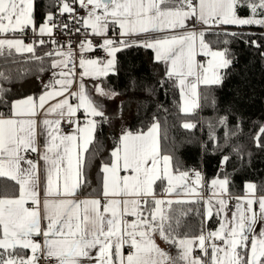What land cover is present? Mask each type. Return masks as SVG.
I'll list each match as a JSON object with an SVG mask.
<instances>
[{
	"label": "snow or ice",
	"instance_id": "snow-or-ice-1",
	"mask_svg": "<svg viewBox=\"0 0 264 264\" xmlns=\"http://www.w3.org/2000/svg\"><path fill=\"white\" fill-rule=\"evenodd\" d=\"M77 3L85 11L82 17L72 6ZM56 6L60 15L68 13L81 25L74 29L76 33L83 28L101 42L81 41L78 64L70 44L67 52L58 50L56 55L62 59L52 66L61 69L60 78L52 90L38 99L15 100L8 114L0 113V177L16 186L11 194L5 190L0 195V264H40L41 258L50 259L51 264H264V195L257 196V186L248 183L243 197H233L225 177L213 180L212 195L203 197L201 173L180 171L179 166L174 169L172 156L162 154L158 124L146 133L122 135L109 162L101 165L100 189L82 196L90 185L86 169L95 139L94 118L102 116L103 109L87 93L82 80L78 90L71 91L77 66L83 69L81 78L104 77L114 70L117 52L142 46L154 50L156 60L169 65L167 75L178 81L181 91V110L189 114L199 107V87L220 84L219 70L231 64L226 49H211L204 39L206 32L221 25L264 27V18H258L264 17V0H60ZM239 7H247L250 15L239 16ZM189 20L206 27L190 31ZM53 21L50 12L37 27L34 0H0V37H4L0 38V55L5 49L9 55L13 49L35 55L33 43L7 38V34L31 29L41 37L51 36L58 27ZM110 26L113 32L119 28L121 39L109 37ZM177 29L184 31L176 33ZM136 36L143 39H130ZM96 48L103 49L109 59L83 57L84 51ZM197 55L211 57L207 66L197 61ZM96 92L114 95L102 87ZM69 96L78 103H71ZM80 110L85 116L83 125L74 119ZM65 123L73 126L70 132L63 130ZM183 127L195 125L186 122ZM227 159L224 157L225 162ZM201 199L205 212L199 233L181 235L186 213L181 210L177 215L173 204L199 203ZM230 199L237 201L234 210L228 206ZM214 216L217 228L205 230L204 221ZM157 237L174 245L177 256L162 249ZM23 250L31 255H24Z\"/></svg>",
	"mask_w": 264,
	"mask_h": 264
},
{
	"label": "trees",
	"instance_id": "trees-1",
	"mask_svg": "<svg viewBox=\"0 0 264 264\" xmlns=\"http://www.w3.org/2000/svg\"><path fill=\"white\" fill-rule=\"evenodd\" d=\"M55 9L54 0H37V23ZM237 12L245 18L250 15L247 7H239ZM204 39L212 49H226L231 64L221 71L220 84L200 88L199 107L189 114L181 110L177 80L167 75L151 49L133 45L116 53L115 71L103 79L102 85L120 96L122 102L118 112L94 118L95 139L89 148L91 155L86 169L90 185L82 190V196L100 189L101 165L109 162L122 135L147 132L153 124L160 128L162 154L172 156L174 169L179 166L180 171H199L203 193L208 197L211 182L219 177H227L231 195L243 194L248 183L257 186V195H264V28L223 27L207 31ZM39 48L36 56L5 54L0 58V73H3L0 113L8 114L13 101L37 97L46 90L42 80L53 76L54 57L46 55V47ZM186 122L195 127L184 128ZM224 157H228L226 162ZM7 185L12 183L0 180V195ZM172 207L177 215L181 210L186 213L180 234L186 231L190 235L198 234L205 212L204 201ZM217 225L215 216L204 221L205 230H213ZM166 245L167 251L177 256L178 249ZM23 254L27 255V251Z\"/></svg>",
	"mask_w": 264,
	"mask_h": 264
},
{
	"label": "crops",
	"instance_id": "crops-1",
	"mask_svg": "<svg viewBox=\"0 0 264 264\" xmlns=\"http://www.w3.org/2000/svg\"><path fill=\"white\" fill-rule=\"evenodd\" d=\"M54 1H55V0H54ZM36 2H37V0H34V17H35V23H36L37 27H39L40 25H42V24L45 22L46 18H44V21H42L41 23H37V20H36ZM45 17H46V16H45ZM193 19H195V18H193ZM205 27H206V26L202 25V24L199 23L198 21H196L195 23H193V20H189V21H187V29L190 30V31L200 32L201 30H204ZM223 27H225V28H234V27H237V26H233V25H221L219 28H223ZM213 29H217V28H213ZM213 29H211V30H213ZM89 30H90V29H89ZM174 31H175L176 33H179V32H182V31H184V30H182V29H177V30H174ZM165 34H166V33H157L156 35L163 36V35H165ZM167 34H172V33L169 32V33H167ZM108 35H109V37H112V38H114V37H116V36H117V37H120V36H119V28L117 27L116 30H115V32H113V31H112V28H111V26H110V27H109ZM113 36H114V37H113ZM0 38H4V37H0ZM7 38H21V39H23V41H24L25 44H29V43H33V44H34V47H35V55H33V54H31V53L18 54V53L15 52L14 49H13L12 52H11V54H13V55H18V56H30V55H32V56H36V54L39 52V49H40L39 47H40V45H39V44H35L34 42L27 41V40L23 37V35H22L21 32H17V33H15L14 36H13L12 33H9V34H7ZM127 39H129V38H127ZM130 39H133V40H141V39H143V37H142V36H136V37H131ZM197 48H198V44H197ZM149 49H150V48H149ZM151 50H152V49H151ZM152 51L154 52V50H152ZM5 54H8V50H7V49H5L4 55H5ZM4 55H0V58L3 59V56H4ZM154 55H155V52H154ZM53 57H54V59H53V61H52V65H53L54 62H57V61H59V60L62 59V58H60V57H55V56H53ZM84 58H85V59H94L93 57H84ZM210 58H211V57H210ZM196 59H197V61H199V62H203L202 59H205L206 61L204 62V64L207 65L208 58H207L206 56L197 55ZM106 61H107V60H106ZM160 62L164 65V68H165L166 73H167V71H168V69H169V65L166 64L165 62H162V61H160ZM52 68H53V66H52ZM60 71H61L60 68H53V76H52V77H49L48 79H43V80H42L43 85H46V87H47L46 90L42 92V94H44V93L47 92V91L52 90V87H53V85H54V82H55L57 79L60 78L59 75H58V73H59ZM75 71H76V73H77V80H76V83L73 85L71 91H77V90H78V87H77V86H78V84H79V83L81 82V80H82V82H83V84H84V86H85V90L87 91V93H88L89 95H91V96L93 97V99L97 100V101L100 103V105H101V107H102V109H103V115H102V116H107V115H109V113H114V112H118V111H119V106L121 105V102H122V98H121L120 96H118V95H116V94H114V95H110V96H99V95L97 94V92H96L97 87H102V88H103L102 81H103V79H104L106 76H104V77H99V78H92V77H88V76H83V77L81 78V77H80V73L83 72V69H80V68L77 66V68H76ZM113 71H115V65H114V70H113ZM113 71H109V73L107 74V76H108L109 74L113 73ZM190 79H191V78H190ZM177 82H178V81H177ZM202 86H203V85H201V86L199 87V89H198L199 94H200V88H201ZM55 87H56V88H59L60 86H59V85H55ZM42 94H40V95H42ZM40 95H38L37 97H33V96H29V97H33V98L38 99ZM65 95L68 96L69 94H68V93H65ZM199 96H200V95H199ZM180 97H181V92H180ZM24 98H26V97H24ZM24 98H21V99H24ZM18 100H20V99H18ZM69 100H70V102L73 103V104L78 103V100H77L76 98H74V97L69 96ZM182 106H183V100H182V97H181V109H182ZM46 107H47V106H46ZM197 108H198V107H197ZM197 108L193 109L192 111L194 112ZM192 111H191L190 113H192ZM77 118L80 120V122H81L82 125L85 123V116H84L83 110H80V111L77 112V116H76L74 119H77ZM71 127H73V126H71ZM159 131H160V128H159ZM145 133H146V132H145ZM159 134H160V133H159ZM94 135H95V133H94ZM40 143H41V144L43 143V138H42V137L40 138ZM159 143H160V137H159ZM0 180H5V181H8V182L12 183L11 186L7 185V186H8V187H7V192H8V194H11V193L13 192V190L16 188L14 182L8 180L7 178H2V177H0ZM202 185H203V184H202ZM201 192H202V195H203V194H204V193H203V186H202V188H201ZM212 192H213V189H212L211 193L209 194V197L212 195ZM36 239L39 240L41 243L43 242V238H42V237H36ZM162 242H163V241H162ZM159 246H160L162 249L167 250V245H166L165 242H163V244H162V245H159ZM21 251H22V250H21ZM23 251H24V250H23ZM26 251H27V255H31L30 251H28V250H26ZM46 264H48V263H46Z\"/></svg>",
	"mask_w": 264,
	"mask_h": 264
},
{
	"label": "built area",
	"instance_id": "built-area-1",
	"mask_svg": "<svg viewBox=\"0 0 264 264\" xmlns=\"http://www.w3.org/2000/svg\"><path fill=\"white\" fill-rule=\"evenodd\" d=\"M59 2H60V0H55L56 5H58ZM72 6L76 9V12L79 14V16L82 17L85 15L84 9L80 8L78 3L73 4ZM51 13L54 16L53 22L58 25V27L53 29V33L51 36L44 35L41 37L38 34H33L31 29H26L22 33L23 37L27 41L34 42L35 44H39L36 42L43 39L45 41V43L39 44V45L46 47L45 49H46L47 53L51 52L52 56H55V57H60V56L56 55V52L58 50H62L64 52H67L69 44H70L71 48L74 52V55L76 57V63L77 64H78V59L81 55V48H80L81 41H85L86 39L91 40L94 45H97L101 42L100 37L88 35L87 33H85L83 28H81L80 33H76L74 31V29L81 27V25L75 23L74 20H71L70 15L68 13H65L64 15H60L59 7L56 6L55 11H53ZM65 23H67L69 25V27L67 29L60 27L61 25L65 24ZM217 29H222V28H217ZM214 30H216V29H214ZM88 31L90 32V30H88ZM53 39H55V41H56L55 43L52 42ZM113 39L119 40V39H121V37L116 36ZM125 39H127V38H125ZM82 55H83V57H93L94 59L99 58V59L104 60V61L109 59L106 52L101 48H96L94 51H84L82 53ZM202 61L204 63L206 60L202 59ZM72 66H73L72 63L68 64V68H72ZM62 128L65 132H70L72 130V127L66 123L62 124ZM33 158H35L34 155H33ZM190 173L194 174L193 171H191ZM202 196L205 198L208 197L205 194H203ZM232 196L235 197V195H232ZM201 200L203 201V199H201ZM235 202H236L235 199H230L229 205H228L230 209L234 210ZM46 263L51 264V260L49 259L48 261H45L43 258H41L40 264H46Z\"/></svg>",
	"mask_w": 264,
	"mask_h": 264
},
{
	"label": "rangeland",
	"instance_id": "rangeland-1",
	"mask_svg": "<svg viewBox=\"0 0 264 264\" xmlns=\"http://www.w3.org/2000/svg\"><path fill=\"white\" fill-rule=\"evenodd\" d=\"M264 28V27H263ZM212 49V48H211ZM212 50H215V49H212ZM207 58H208V60L209 59H211L209 56H206ZM205 66H207V65H205ZM223 69H220L219 70V74L221 75V71H222ZM114 72V71H113ZM181 92V91H180ZM193 112V111H192ZM109 114H112V113H109ZM217 179H223V178H217ZM216 180V179H215ZM202 184H203V179H202ZM247 185V184H246ZM246 185H245V187H244V193L243 194H240V195H236L235 197H243L244 195H245V193H246ZM229 191V190H228ZM202 193V192H201ZM257 196H259V195H257ZM174 199H180L181 197H173ZM226 199H228V197H225ZM237 202V201H236ZM236 202H235V204H236ZM213 203H215V199L213 198ZM218 226V225H217ZM217 228V227H216ZM215 228V229H216ZM215 229H213V230H215ZM164 242V241H163ZM163 242H162V240H160L158 237H157V243L159 244V245H162L163 244ZM198 252V251H197ZM196 252V253H197ZM196 253H194V254H196ZM197 255V254H196Z\"/></svg>",
	"mask_w": 264,
	"mask_h": 264
}]
</instances>
